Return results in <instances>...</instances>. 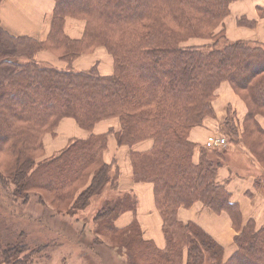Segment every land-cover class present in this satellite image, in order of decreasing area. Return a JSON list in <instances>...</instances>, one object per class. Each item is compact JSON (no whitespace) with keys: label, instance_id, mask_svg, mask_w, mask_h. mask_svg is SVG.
Wrapping results in <instances>:
<instances>
[{"label":"trees","instance_id":"obj_1","mask_svg":"<svg viewBox=\"0 0 264 264\" xmlns=\"http://www.w3.org/2000/svg\"><path fill=\"white\" fill-rule=\"evenodd\" d=\"M233 1L55 0L44 41L14 35L0 23V40L8 39L0 41V152L10 151L17 159L13 173L19 190L42 188L56 203H65L83 188L74 204L88 203L111 181L113 164L103 159L108 133L75 141L55 159L41 163L32 179L28 172L42 148L38 136L66 116H74L89 130L102 118L118 116L122 125L116 133L118 143L131 147L136 180L154 184L167 239L165 248L151 240L138 241L134 220L128 231L134 236V252L144 261L141 264H182L185 247L186 264H205L208 257L214 264H264V227L256 229L252 219L242 225L239 204L216 180L227 149L198 147L189 138L194 126L205 118H216L213 100L218 87L228 81L246 102L248 112L240 131L229 108L225 133L233 143L247 147L264 167V127L258 120L264 117V45L227 39L224 19ZM68 15L87 19L82 38L73 39L64 32ZM190 38L205 42L182 44ZM21 42L25 43L18 48ZM93 45L105 47L112 55L113 74L102 75L95 67L86 71L72 67ZM42 48L55 52L68 68L36 60L34 55ZM146 139L153 140L151 149L132 148ZM116 171L117 178L119 168ZM135 199L127 193L114 204L106 202L96 217L98 224L117 232L115 219L124 211H135ZM195 201L216 212L227 211L239 229L238 249L228 261H222V246L201 227L177 219L179 207ZM173 223L184 230L181 238L175 237ZM102 229L98 227V232ZM20 247L5 249L4 259L10 262L9 256Z\"/></svg>","mask_w":264,"mask_h":264},{"label":"rangeland","instance_id":"obj_2","mask_svg":"<svg viewBox=\"0 0 264 264\" xmlns=\"http://www.w3.org/2000/svg\"><path fill=\"white\" fill-rule=\"evenodd\" d=\"M54 5H55V0H54ZM226 18L224 19L225 30H226V23H225ZM52 20H53V17H52ZM66 20H72V22L77 23V24H79V21L84 22L83 28H82L83 29L82 36H81L82 38L87 28L86 27L87 19L84 16L76 17V16L68 15L65 17L64 27H65ZM0 23L2 24L1 19H0ZM2 26L8 32L11 33V31H9V29H7L3 24ZM226 37L229 41H237V40H230L227 34H226ZM73 39H77V38H73ZM0 41H8V39L1 38ZM204 42L205 40H203L202 38H190L186 42H183L182 44L183 45H195V44H202ZM23 43L25 42L19 43L18 48H21ZM93 47L94 48L92 50L88 52H83L81 55L94 53L96 49L102 46L93 45ZM48 50L53 52L52 50L47 49V48H42L38 50L34 55L35 59L41 62L42 64L55 66L49 63V61L43 60L40 57L37 58V55L39 52L41 51L48 52ZM53 53L56 56H58L55 52ZM42 55L41 57L44 58L45 56H42ZM21 60L24 61L26 59L22 58ZM61 60L64 61L63 59ZM72 66H73V63H72ZM93 67L98 69L97 64H95ZM19 98L20 97H18V99ZM22 98L23 97L21 96V99ZM18 99L17 98L13 99V104ZM65 118H73L76 120L74 116L63 117L54 128L48 127L50 129H47V130H45L46 129L45 128L39 134L38 141L39 143H41L42 148L37 154V158L35 160L36 161L35 166L30 170V172H28V175L30 176V178L34 179V176L39 172L38 169L41 163L52 160V158L59 155L62 151H64L68 146H70L77 140L87 139L91 135H100L103 133H108V138L110 135H113L114 138L116 139V142L118 143L116 133L120 131L122 128L121 121L118 116L102 118L98 120L94 124L92 129L90 130L85 129L79 125L77 126L79 128H75L77 130L73 129L70 132H81V130H86V131L84 132L82 131L81 133H78L79 137L72 136V137H69L68 139H67V134L60 135L61 134L60 123ZM106 120H113V121L115 120L116 122H118V126L116 128L115 126H110V128L106 132L96 133L95 131L96 124L102 121H106ZM205 121H206V118L203 120V122L200 125H196L193 128L204 125ZM224 127L225 126L223 122L219 125L218 135L214 137L213 140L211 139L212 141L210 140L206 142L205 144L196 143V142L194 143L198 144V147H206V148L209 147L211 149H214V148L228 149V146H230L231 144H235V143H233L230 140V138L227 136V134L225 133L227 129ZM193 128L190 130V133L193 130ZM62 140H64V144L65 143L67 144H65L64 147H62L61 149L60 148L57 149L56 147H59V144H63V143H60ZM147 141L151 143L148 149L138 150L135 147L138 144H141ZM107 143H108V140H107ZM118 145L120 144L118 143ZM152 146H153V140L146 139L145 141H141L135 144L132 148L137 151H147L151 149ZM128 147H129V150L131 151V147L130 146ZM52 149H57V150L56 151L53 150L54 152H52ZM106 149H107V146L103 152L104 161H106L104 157ZM5 150H9V149L5 148ZM130 158L131 157L129 153V159ZM199 158H200V154H199V150H197L196 154H194V161L197 163L199 161ZM227 160H228V151L225 156V160L223 164ZM57 161H59V159H57ZM106 162L108 164H113L111 165L112 171L109 175L111 181L106 184V186L100 193L92 196L88 203L81 206L80 205L81 203L74 204V202L77 196L79 195V192L83 188L79 189L76 192L74 199L72 198V199L66 200L65 203L64 202L60 203V201L56 203L55 201H53V195L50 192L43 190L42 188L36 189V188H31V187L26 186L24 187V189L19 190L18 184L15 182V172H16L15 169L17 168L18 161L17 159L15 160V158L12 156V153H10V151H1L0 152V264H141L144 261H142V259L140 258V255L134 252V249H133L134 246H131V244L133 243L131 240L134 238V236L130 231H128L130 225L133 224L134 220H136V224L139 227V230L137 231V233H139V235L137 236V240L141 242L142 240H151L156 246L160 247L158 244L159 241L155 237H153V239L146 238L147 234L145 235L142 224L136 218L125 226H119L116 222L117 218L119 217L118 216L114 221L116 228L119 229L117 230V232L116 231L109 232L108 227H105L103 224H98L96 217L98 215L99 210L101 209L103 205L106 204V202H110L114 204L115 201L123 200L125 197V194L127 193L133 194L136 198V195L131 191L122 192L119 190L120 174H118L116 178V173H117L116 167L117 169L119 168V165L116 163V160L113 159L112 162H108V161ZM130 163H131V159H130ZM223 164L220 165V167L223 166ZM234 164L239 165V169L242 170L243 167L240 165L242 163L239 164L237 160H235ZM220 167L216 171V174H217L216 180L219 183H222L217 178ZM262 169L264 170L263 166H262ZM13 170H15L14 173H13ZM114 177L116 178V181ZM134 179L135 181H137L135 176H134ZM137 182H141V181H137ZM223 184L226 186L225 182ZM254 187L257 189H261L262 192L264 193L263 174L257 175L255 182H254ZM248 194L252 195L251 192H248ZM135 200H136V207H137V204H138L137 198ZM197 202H201L204 206L214 211V209H212L211 207H209L202 201H195L189 207L193 206ZM180 207H185V206H180ZM239 207H240V204H239ZM130 211L131 210H127L124 212H130ZM136 211L137 209L132 212L136 213ZM240 211H241V208H240ZM214 212L215 213H222V212L228 213L227 211H220V212L214 211ZM228 215L230 216L233 227L237 232L235 234V237H236L240 231L234 225L231 215L229 213ZM241 217H242V225L247 224V222L250 220L249 219L247 222H244L242 211H241ZM177 219H178V216H177ZM182 223L186 224L188 222H182ZM100 226H103V229L101 232H98V227ZM255 227L256 229H260L264 226L258 228L255 222ZM172 230L174 231L175 237H178V238L182 237L181 233H183L184 230L182 228H179V226L176 225V223H173ZM203 231L209 234L204 229ZM160 232H162V228H160ZM210 236L219 245L222 246V258L221 259L222 261H224V246L220 242H218L212 235ZM166 244H167V239H166ZM15 245L22 246V248L20 247L19 251H21L23 248L24 249L21 252L16 251L14 252V254L12 253V256H9L10 262H8V260L4 259L3 251ZM186 249L187 248L185 247L184 250ZM184 256H185V252H184ZM205 264H214V261H212L210 257H208V260L205 262Z\"/></svg>","mask_w":264,"mask_h":264},{"label":"crops","instance_id":"obj_3","mask_svg":"<svg viewBox=\"0 0 264 264\" xmlns=\"http://www.w3.org/2000/svg\"><path fill=\"white\" fill-rule=\"evenodd\" d=\"M54 0H2L0 3V19L2 24L14 35L32 37L41 41L48 38L52 17L54 12ZM230 15L226 18V34L230 40H244L264 45V0H236L230 6ZM83 21L79 24L66 20L64 31L72 38H81L83 32ZM43 54V55H42ZM45 56L44 58L41 57ZM49 61L58 68H68L67 62L62 61L53 52L41 51L37 58ZM97 64L98 71L102 75L114 73V60L112 55L104 47H99L94 53L83 54L73 62L75 70H90ZM216 118H206L204 125L195 127L190 133L193 142L205 144L218 135V128L228 116V109L231 108L236 114V119L243 130V122L248 112L246 102L232 88L228 81L223 82L216 91V98L213 101ZM260 124L264 127V117L258 116ZM79 124L73 118H65L60 123V135L67 134V139L78 136L81 132H70L77 130ZM110 126H118L115 120H106L96 124V133L106 132ZM79 137V136H78ZM66 139V141H67ZM211 140V141H212ZM57 149L64 147L62 140ZM149 141L135 146L138 150H146L150 147ZM57 149H52V152ZM54 150V151H53ZM228 160L220 167L218 180L225 182L227 189L232 194V200L240 204L244 222L253 219L257 227L264 226V193L261 189L254 187L258 174L264 170L257 158L242 143H235L228 146ZM129 147L118 145L113 135L108 138L107 149L104 157L108 162L113 159L119 165L120 184L122 192H133L136 195L138 204L136 213L123 212L116 222L119 226H125L135 218L142 224L146 238L155 237L160 248L166 247V237L163 231V218L156 207L154 184L151 181L137 182L134 179L133 168L129 159ZM227 154V152H226ZM235 160L239 165H235ZM124 164V166H123ZM116 166V164H115ZM258 172V174H257ZM257 174V175H255ZM251 192L252 195L248 194ZM178 219L182 222H194L212 235L224 246V262L228 261L237 251L235 242L237 233L233 227L232 220L228 213H215L204 206L201 202L191 207H180L177 213ZM162 228V232H160ZM157 244V243H156ZM187 261V249L183 264Z\"/></svg>","mask_w":264,"mask_h":264}]
</instances>
